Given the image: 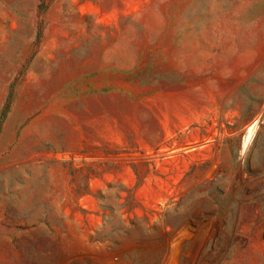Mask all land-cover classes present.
I'll use <instances>...</instances> for the list:
<instances>
[{"label":"rangeland","instance_id":"rangeland-1","mask_svg":"<svg viewBox=\"0 0 264 264\" xmlns=\"http://www.w3.org/2000/svg\"><path fill=\"white\" fill-rule=\"evenodd\" d=\"M0 264H264V0H0Z\"/></svg>","mask_w":264,"mask_h":264},{"label":"crops","instance_id":"crops-1","mask_svg":"<svg viewBox=\"0 0 264 264\" xmlns=\"http://www.w3.org/2000/svg\"><path fill=\"white\" fill-rule=\"evenodd\" d=\"M102 1H113V2H121V3H126V2H138V1H142V0H102ZM143 1H148V2H152V3H157V2H162V3H178V2H182L184 0H143ZM162 10H165V7H162ZM170 13L172 12V8H168L167 9Z\"/></svg>","mask_w":264,"mask_h":264},{"label":"bare ground","instance_id":"bare-ground-1","mask_svg":"<svg viewBox=\"0 0 264 264\" xmlns=\"http://www.w3.org/2000/svg\"><path fill=\"white\" fill-rule=\"evenodd\" d=\"M256 127V122H251L247 127V133H246V141L249 142V140L252 138L253 132ZM247 144V143H246ZM247 146V145H246ZM245 148V147H244Z\"/></svg>","mask_w":264,"mask_h":264}]
</instances>
